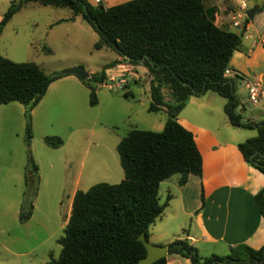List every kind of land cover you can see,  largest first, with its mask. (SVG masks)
Returning <instances> with one entry per match:
<instances>
[{"label":"trees","instance_id":"16d2710c","mask_svg":"<svg viewBox=\"0 0 264 264\" xmlns=\"http://www.w3.org/2000/svg\"><path fill=\"white\" fill-rule=\"evenodd\" d=\"M28 3L68 7L81 15L100 36L96 49L110 47L131 64L147 69L151 77L148 110L167 112L162 131L134 128L119 142L117 151L125 173L122 181L102 182L76 192L59 239L60 256L51 257L48 264H138L146 256L139 236L149 237L150 228L171 200L168 195L161 202V183L179 174V185L184 186L190 175H203V156L195 136L178 120L192 96L217 93L226 99L225 113L232 126L257 130L256 136L239 144V149L250 165L264 173V120L244 119L235 81L225 75L233 54L241 48L245 30L217 26L215 8L207 9L202 0H131L112 7L87 0H13L0 21V39L8 22ZM119 63L106 65L84 81L92 106L98 104L97 85ZM63 76L47 74L37 63L15 62L0 54V104L19 102L27 106L29 143L33 137L32 110ZM129 95L125 92V97ZM45 142L55 149L63 145L60 137L47 136ZM39 182L37 165L29 164L21 223L33 215ZM255 200L264 216V188ZM168 252L153 264H167L171 257L189 260L190 264H264V246L255 249L239 244L226 256L203 257L187 240L177 238L168 244Z\"/></svg>","mask_w":264,"mask_h":264},{"label":"rangeland","instance_id":"374dc122","mask_svg":"<svg viewBox=\"0 0 264 264\" xmlns=\"http://www.w3.org/2000/svg\"><path fill=\"white\" fill-rule=\"evenodd\" d=\"M12 1L2 0L0 6L8 10ZM260 1L246 0L248 7ZM24 8L4 28L2 56L15 62L37 63L47 74H62L77 66L100 72L114 61L120 63L97 85L95 106L90 104L88 85L77 75L56 80L36 109L30 143L27 106L19 102L0 104V264H48L51 257L58 258L62 248L59 239L71 214L74 193L102 182L119 183L124 177L119 142L134 128L162 131L167 119L164 111L148 110L151 77L147 69L123 57L118 59L110 47L96 49L100 36L81 15L68 7L37 3ZM243 25L247 26L246 18ZM111 76L116 81H110ZM121 79L126 81L122 87L118 85ZM242 101L239 112L245 120L262 119L264 112L250 102L248 90ZM203 103L189 110L205 109ZM215 106H208L211 112L200 118L208 122L218 119L221 114ZM239 132L242 137L257 134L253 128ZM47 136L60 137L64 146L50 147L45 142ZM29 164L38 167L39 190L31 219L21 223ZM160 195L165 202L164 187ZM173 208L176 210L175 203Z\"/></svg>","mask_w":264,"mask_h":264},{"label":"crops","instance_id":"0c3cea01","mask_svg":"<svg viewBox=\"0 0 264 264\" xmlns=\"http://www.w3.org/2000/svg\"><path fill=\"white\" fill-rule=\"evenodd\" d=\"M87 1L93 5L103 4L105 7H112L131 0ZM202 1L207 9H216L217 26L238 32L239 29L234 27V22L239 19L242 1L246 0ZM255 5L260 6V11L247 24L241 48L235 51L229 65L236 73L229 77L235 81L236 94L241 104L243 95L247 96L248 81L259 82L264 90V0L256 2ZM24 7L20 11L25 9ZM251 8L249 6L248 11ZM6 11L0 6V21ZM120 58L118 56V59ZM92 73L95 71L90 70V74ZM45 97L46 95L43 99ZM43 99L32 110L33 126L34 114ZM202 102L207 105V109L208 106L217 105L215 108L218 110L219 106L221 116L219 115L213 122H208L200 117L205 118L211 112L210 109L197 107L189 110L197 103L201 106ZM225 105L224 97L209 91L200 96H192L179 114V122L194 134L203 156V175L202 177L190 175L188 183L184 186L179 185V174L161 183L160 190L164 187L166 195H171V200L165 213L150 228L148 237L150 242L168 246L177 238L184 239L195 246L203 257L212 254L226 256L232 247L239 244H247L255 249L264 246V216L255 200L256 194L264 188V173L250 165L244 158L239 144L251 137H242V132L239 131L244 128L230 124L225 113ZM242 109L245 110V107ZM260 109L264 112L263 108ZM161 111L167 116L166 110ZM249 119L255 122L263 121L264 113L259 121L254 117L247 120ZM76 192L72 197V203ZM174 203L176 210H173ZM170 209L174 213H171Z\"/></svg>","mask_w":264,"mask_h":264},{"label":"water","instance_id":"95a60500","mask_svg":"<svg viewBox=\"0 0 264 264\" xmlns=\"http://www.w3.org/2000/svg\"><path fill=\"white\" fill-rule=\"evenodd\" d=\"M260 11V6L255 5L248 11V18L250 20H253L255 17V14ZM63 75H68V74H75L77 75L82 81H85L90 78V72L87 71L84 67L82 66H77L71 69H67L62 72ZM139 240L143 242L147 254L145 257H143L138 264H153L157 260L168 256V246L166 245H159V244H154L149 241L147 236L145 234H142L139 236Z\"/></svg>","mask_w":264,"mask_h":264},{"label":"built area","instance_id":"2783aa9c","mask_svg":"<svg viewBox=\"0 0 264 264\" xmlns=\"http://www.w3.org/2000/svg\"><path fill=\"white\" fill-rule=\"evenodd\" d=\"M241 12L239 13L238 17L239 19L236 20L234 22V27L235 28H238L239 30L238 31H241L243 32L245 30V26L243 25V19L245 18H248L247 14H248V5L245 1H242L241 3ZM121 66V65H119ZM236 73L228 68L226 69L225 71V75L226 76H232V75H235ZM110 81H116V77L115 76H111L110 77ZM125 80L124 79H121L119 81V86L122 87L123 84H125ZM247 90H248V96H249V100L251 103H253L254 105H259L261 108L264 109V90L261 86V84L259 82H251V81H248L247 82ZM167 264H190L189 260H177V259H174V258H169L168 261H167Z\"/></svg>","mask_w":264,"mask_h":264}]
</instances>
